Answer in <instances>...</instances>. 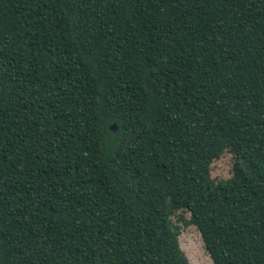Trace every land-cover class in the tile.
Instances as JSON below:
<instances>
[{
	"label": "trees",
	"instance_id": "1",
	"mask_svg": "<svg viewBox=\"0 0 264 264\" xmlns=\"http://www.w3.org/2000/svg\"><path fill=\"white\" fill-rule=\"evenodd\" d=\"M180 210L264 264V0H0V264H191Z\"/></svg>",
	"mask_w": 264,
	"mask_h": 264
},
{
	"label": "rangeland",
	"instance_id": "2",
	"mask_svg": "<svg viewBox=\"0 0 264 264\" xmlns=\"http://www.w3.org/2000/svg\"><path fill=\"white\" fill-rule=\"evenodd\" d=\"M235 156L229 150L225 151L211 166V175L216 181L228 179L233 175ZM183 215L190 220L191 213L180 210L173 216V221L180 229V244L191 264H214L210 254L206 251L202 235L198 227L179 220Z\"/></svg>",
	"mask_w": 264,
	"mask_h": 264
},
{
	"label": "water",
	"instance_id": "3",
	"mask_svg": "<svg viewBox=\"0 0 264 264\" xmlns=\"http://www.w3.org/2000/svg\"><path fill=\"white\" fill-rule=\"evenodd\" d=\"M113 128H116V125H113Z\"/></svg>",
	"mask_w": 264,
	"mask_h": 264
}]
</instances>
